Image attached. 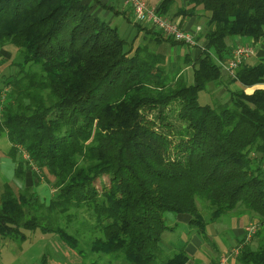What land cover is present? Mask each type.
Masks as SVG:
<instances>
[{"label":"trees","instance_id":"16d2710c","mask_svg":"<svg viewBox=\"0 0 264 264\" xmlns=\"http://www.w3.org/2000/svg\"><path fill=\"white\" fill-rule=\"evenodd\" d=\"M183 1L162 0L157 10L175 16L204 11L197 34L202 46L194 59L182 56L191 74L168 71L167 55L157 47L163 40L184 43L142 24L138 32L156 48L129 41L93 3L0 0V63L17 67L0 76V135L10 141L16 176L37 178L32 186L0 182V238L23 240L24 229H40L82 255L90 250L134 264H186L190 235L197 232L208 244L207 226L224 215H250L259 235L264 53L226 76L235 90L224 84L211 53L230 58L235 35L258 52L264 0ZM8 45L16 47V59L3 57ZM208 83L222 86L219 93L228 87L229 97L201 103ZM43 179L53 189L48 200L36 189ZM169 213L189 216L188 239L171 253L161 245L178 224L166 221ZM246 235L232 249L238 248L237 264H264V241L253 247ZM221 258L211 257L210 264Z\"/></svg>","mask_w":264,"mask_h":264},{"label":"rangeland","instance_id":"374dc122","mask_svg":"<svg viewBox=\"0 0 264 264\" xmlns=\"http://www.w3.org/2000/svg\"><path fill=\"white\" fill-rule=\"evenodd\" d=\"M122 8V7H121ZM127 12L124 15L123 21L124 23H119L118 30L120 34L128 39L129 41H133L134 38L137 39L138 42H147L151 49L156 48V43H154L151 38L148 36L144 37V34H139L138 25L132 21L131 15L132 12L130 10H126ZM107 19V18H106ZM148 28H155L151 23L146 24ZM150 26V27H149ZM157 30V28H155ZM152 37V36H151ZM147 38V40H145ZM197 39V37H196ZM241 39V41H245L250 43V40L244 39L241 36H231L229 40L231 43L234 40ZM198 40V39H197ZM199 44L193 47L184 45V44H168V41H161L158 43V49L166 53L164 66L168 71H175L177 67H180L183 73L191 74V65H187L188 63L182 61V56L189 52L191 58H195L196 49L199 46H202V42L198 41ZM259 48V47H258ZM204 49V48H203ZM257 50H261L260 48ZM3 57H8L10 59H16L17 49L14 45H8L2 51ZM260 53H264V47ZM180 54L178 59L175 56ZM216 62L221 66L222 75L221 77H225V83L230 89L235 90L238 88L237 83L231 82L230 77L226 78L229 75L228 71L225 67L222 66V62H226V59L219 58L216 54L211 53ZM258 56V55H257ZM0 56V60H1ZM9 60V59H8ZM252 62L254 60L252 59ZM10 61H4L0 63V76L3 72H15L17 67L9 64ZM230 76V75H229ZM213 83H208L207 89L200 92L199 100L201 103H214L216 100V96H220L223 100H226L229 97V89L224 88V92H220L222 86L215 87ZM225 85V86H226ZM224 86V85H223ZM10 141H8L5 135H0V182H14V170L15 164L13 159L7 154L10 149ZM18 148L23 153V158H27L24 156V151H22V146L18 145ZM19 150V151H20ZM29 159V158H28ZM37 179V178H35ZM105 180L107 178L105 177ZM39 191H41V195L43 199L48 200L49 195L52 194L53 189L45 182V180L40 181ZM1 184V183H0ZM235 219V215H227ZM225 215L218 219L216 222H212L207 226L208 236L211 238L210 243H205L206 247H204L203 251H206L210 257L219 258L221 255V243L224 241L225 244H229L228 251H224L223 255L220 257L228 256L229 262L228 264H237L235 250H232L239 244V240L244 237V233L234 234V230L232 231V227L226 221ZM243 215L239 217L242 218ZM238 217V215H237ZM231 218V220H233ZM230 219V218H228ZM166 221L169 224H175L178 222L176 228L173 231H168L165 233V236L162 239L161 245L164 246L167 252H173L174 250L179 249L184 242L188 239V227L187 223L182 222L179 217L174 214H167ZM259 235L255 234L251 237L250 244L255 247L260 242L264 241V226L260 227ZM26 238L20 239L18 237L11 238H0V264H85L90 263L91 261H95L98 264H119L121 261L115 260L111 255L100 254V253H92L90 250L85 251L86 254H79L76 249L66 245L61 238L53 234L51 232L44 233L40 229H24ZM203 240L202 237L200 238ZM229 239V240H228ZM238 239V240H236ZM217 240V241H216ZM219 242V243H217ZM241 242V241H240ZM46 256V260L43 261V257ZM125 262V261H124ZM208 263L210 262L207 260ZM129 263V262H127ZM200 260H197V264H200Z\"/></svg>","mask_w":264,"mask_h":264},{"label":"crops","instance_id":"0c3cea01","mask_svg":"<svg viewBox=\"0 0 264 264\" xmlns=\"http://www.w3.org/2000/svg\"><path fill=\"white\" fill-rule=\"evenodd\" d=\"M85 1L89 2V3H93V10L95 11V13L99 14L104 19L107 18L106 20L112 25H115L118 27L119 23H124L123 21H125V20L123 19V17H125L124 15H126L125 14L127 12L126 10H130L132 12L131 19H132V21H134V19H133V8L129 4H127L126 0H99L98 2H93L94 0H85ZM145 1L149 7H156V8H158L162 2V0H145ZM186 2H187V0H184L183 5H185ZM203 13H204V11L199 9L198 14L193 15V16H183V15L175 16L172 14H167L165 16L171 17L173 20L178 21L182 26L194 31L198 26L202 27V24L200 21V19H201L200 16L203 15ZM142 26L148 27L146 24L142 25ZM143 32L144 31L141 30V31H139V34H143ZM136 42H138V41H136ZM232 43H233V46H235L238 44H246L247 42H245V41L243 42V41H241V39H238L237 41L234 40ZM258 47L261 50H258L257 55L262 56L260 52L262 51V48L264 47V40H262L256 48L259 49ZM14 164L16 167L17 165H16L15 161H14ZM14 175H15L14 176V182L17 185L32 186L35 183V178L29 172H27L25 174V176L22 179H20L16 176V168H15ZM38 185L43 186V184H41V185L38 184ZM39 186H36V189L41 195V191H39ZM50 195H49V197H50ZM42 198H43V196H42ZM227 217L230 219L226 218V221L232 227V231L234 230V234L244 233V235H245L246 234V227L249 224L254 223L253 218L247 214H244L242 216V218H240L239 216L238 217L235 216L236 217L235 219H233L230 216H227ZM179 218L184 223H187L189 220V216L186 214L181 215ZM231 218L233 220H231ZM200 238H201V235L197 232H194L190 235L189 242L186 246V249L190 254V259L188 260V262L186 264H197V260H200V262H201L200 264L208 263L207 260L210 262L211 257L209 258V255L207 254V252L203 251L206 244ZM236 240H238V239H236ZM217 243H219V242H217ZM228 245L225 244L224 241L221 243V252L222 253L220 256L223 255L225 250H226V252L228 251V248L230 247ZM220 256H218V257L221 258ZM119 264H134V263H127L126 261L125 262L121 261Z\"/></svg>","mask_w":264,"mask_h":264},{"label":"built area","instance_id":"2783aa9c","mask_svg":"<svg viewBox=\"0 0 264 264\" xmlns=\"http://www.w3.org/2000/svg\"><path fill=\"white\" fill-rule=\"evenodd\" d=\"M133 8V19L136 24H148L151 23L161 30L167 36H171L173 39L184 43L187 46L193 47L199 44L196 39L197 34L201 31L202 27L198 26L194 31L182 26L178 21L173 20L169 16L161 15L156 7H149L145 0H126ZM257 51L251 44H238L232 50L231 57L222 62V66L226 68L229 75L236 76V70L239 65L248 57L256 55ZM24 156L30 158L29 154L24 151ZM257 225L251 223L246 227V238L250 240L256 233ZM238 254V248L234 249ZM220 264H228V256H224L220 259Z\"/></svg>","mask_w":264,"mask_h":264}]
</instances>
